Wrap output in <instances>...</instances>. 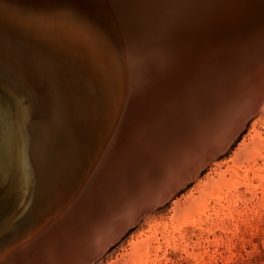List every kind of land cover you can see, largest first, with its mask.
<instances>
[{"label": "bare ground", "instance_id": "bare-ground-1", "mask_svg": "<svg viewBox=\"0 0 264 264\" xmlns=\"http://www.w3.org/2000/svg\"><path fill=\"white\" fill-rule=\"evenodd\" d=\"M263 114L264 0H0V264H92L213 165L120 257L153 260L264 192Z\"/></svg>", "mask_w": 264, "mask_h": 264}, {"label": "rangeland", "instance_id": "rangeland-1", "mask_svg": "<svg viewBox=\"0 0 264 264\" xmlns=\"http://www.w3.org/2000/svg\"><path fill=\"white\" fill-rule=\"evenodd\" d=\"M255 118L258 116L245 123L228 145L227 151L218 155L215 162L225 167V162L233 156L238 144L249 134ZM212 166L202 168L196 179L187 182L183 189H179L180 192L177 191L163 205L156 207L148 219H139L138 223L128 226L112 244L121 237L120 240L113 246L109 245L92 264H126L120 257L129 251L130 241H135L154 223H169L174 215L172 201L188 195L195 185L212 175ZM239 193L242 198L231 205L228 216L203 218L202 229L189 227L182 237L176 234L168 244L160 239L157 257L145 264H264V192L250 195L241 189ZM223 205L226 206V203ZM167 232L171 230L167 229Z\"/></svg>", "mask_w": 264, "mask_h": 264}, {"label": "water", "instance_id": "water-1", "mask_svg": "<svg viewBox=\"0 0 264 264\" xmlns=\"http://www.w3.org/2000/svg\"><path fill=\"white\" fill-rule=\"evenodd\" d=\"M120 238H121V237H120ZM120 238H119L118 240H120ZM118 240H117V241H118ZM117 241H116V242H117ZM116 242H115V243H116ZM115 243H114V244H115ZM114 244H112L111 246H113ZM111 246H110V247H111ZM110 247H109V248H110ZM109 248H108V249H109Z\"/></svg>", "mask_w": 264, "mask_h": 264}]
</instances>
